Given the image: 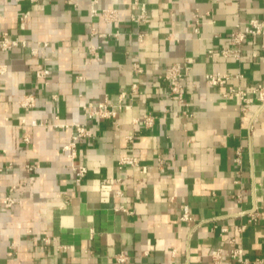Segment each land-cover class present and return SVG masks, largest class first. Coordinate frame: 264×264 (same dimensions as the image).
I'll use <instances>...</instances> for the list:
<instances>
[{
	"label": "crops",
	"instance_id": "0c3cea01",
	"mask_svg": "<svg viewBox=\"0 0 264 264\" xmlns=\"http://www.w3.org/2000/svg\"><path fill=\"white\" fill-rule=\"evenodd\" d=\"M91 7L0 0V31L27 42L0 49L8 67L0 75V264H213L217 247L222 264H236L233 237L264 264V108L254 100L242 111L206 78L229 73L226 86L249 94L264 86L263 39L248 37L240 59L221 53L237 25L264 19V0H99L97 15ZM105 8L118 19L107 22ZM178 63L191 67L186 105L165 78ZM106 98L117 116L88 117ZM73 123L92 134L75 159L63 151ZM125 156L136 162L121 165ZM73 163L88 169L80 182ZM185 206L192 221L181 219Z\"/></svg>",
	"mask_w": 264,
	"mask_h": 264
},
{
	"label": "built area",
	"instance_id": "2783aa9c",
	"mask_svg": "<svg viewBox=\"0 0 264 264\" xmlns=\"http://www.w3.org/2000/svg\"><path fill=\"white\" fill-rule=\"evenodd\" d=\"M91 2V13L93 15H97L99 10L97 8V4L99 0H90ZM102 14L104 19L107 22H112L118 19V10L114 8H105L102 10ZM26 16V15H25ZM146 17L145 13L134 17L136 21H142ZM118 32L115 35L118 36ZM248 37H257L263 39V48H264V19L260 18H251L243 25H237V28L232 32L231 35V42L233 47H225L221 50V53L226 57H234L236 59L241 58L240 48L243 42ZM144 38V33H139V40L140 42ZM20 44L26 46V41H19L18 39L12 38L7 32L0 31V49L8 50L13 47H17ZM212 52V51H211ZM137 70L141 71V68L138 64H136ZM191 67L186 63H178L170 67L168 73L166 74L165 78L170 82L171 88V95L175 97L180 105H186L187 101L185 98V87L182 83V80L188 76ZM8 70L6 64H0V75L5 74ZM49 74V70L47 68H42L37 71V76L40 78H44ZM241 77L240 74L237 75ZM231 75L229 73H222L219 71L207 73L206 78L207 81L213 86H220L225 87L222 91V96L225 99H236L237 102L240 104V108L242 111H247L250 104L254 102V100H258L260 102L261 109L264 108V86L259 84L253 87L251 94L244 90L241 87H227V83L230 79ZM138 85L134 83L132 85V92H137ZM124 95V93L122 94ZM33 98L29 97L24 101V105H32ZM118 108L113 105L109 99H104L97 105H89V109L87 111V116L92 118H100V119H111L117 116ZM143 122L146 126H152L154 123V116L151 114L144 115L142 118ZM33 124H37V121H32ZM67 127L69 125H66ZM75 129V134L72 140L67 143L63 147V151L66 155L71 158L75 159L77 155V144L78 142L85 138L91 136V132L87 127L86 123H73L71 125ZM132 138V137H129ZM237 163H242V150L241 148L237 149V156H236ZM136 162L135 159H132L129 156L122 157L120 159V164H134ZM71 170L73 171L75 178L78 182L82 181L83 178L87 174V167L83 165H71ZM103 184H108L109 181L104 179L102 181ZM14 203V199L11 196H6L4 199V204L6 206H11ZM256 217L253 216V219ZM181 219L185 222L192 221L193 215L190 211L188 206L184 207L183 214ZM252 220V219H251ZM246 226H243L242 229H245ZM229 233V229L227 227L221 228V234ZM232 243V248L229 252V257L236 263V264H259L261 263V259L259 258H252L247 254L246 249L239 245L236 239L233 237L230 239ZM211 261L213 264H222L224 259V251L221 247L213 248L210 251ZM116 259L119 262H126L128 260V256L125 253H119L116 255Z\"/></svg>",
	"mask_w": 264,
	"mask_h": 264
}]
</instances>
